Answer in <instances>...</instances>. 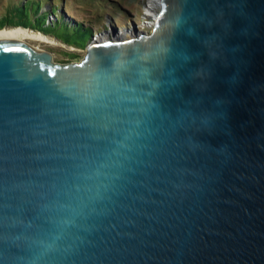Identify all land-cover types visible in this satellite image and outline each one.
I'll return each mask as SVG.
<instances>
[{"label": "water", "instance_id": "1", "mask_svg": "<svg viewBox=\"0 0 264 264\" xmlns=\"http://www.w3.org/2000/svg\"><path fill=\"white\" fill-rule=\"evenodd\" d=\"M121 26L0 38V264H264V0Z\"/></svg>", "mask_w": 264, "mask_h": 264}, {"label": "rangeland", "instance_id": "2", "mask_svg": "<svg viewBox=\"0 0 264 264\" xmlns=\"http://www.w3.org/2000/svg\"><path fill=\"white\" fill-rule=\"evenodd\" d=\"M149 1L150 0H0V15L10 13L11 15L19 17H28L35 22L37 13L50 10V5H52L55 12H47V20L45 23L54 22L52 28L55 34L63 36L68 42L79 45L85 42L88 43L92 36L110 28L109 23L111 21L117 26L125 24L127 26L124 27H128L133 23H138L140 24L139 26H141L144 19L150 20L143 16L144 12L148 11L146 5ZM146 27L150 29V25ZM26 28L39 31L30 27ZM43 33L53 38L55 42H32L38 48L50 50L55 62L59 61L66 63L68 61H77L84 56L85 47L70 45L60 40L62 37H56V35L52 36L45 32ZM73 52H76L75 56Z\"/></svg>", "mask_w": 264, "mask_h": 264}, {"label": "bare ground", "instance_id": "3", "mask_svg": "<svg viewBox=\"0 0 264 264\" xmlns=\"http://www.w3.org/2000/svg\"><path fill=\"white\" fill-rule=\"evenodd\" d=\"M161 0H150L147 4L148 13L154 15L156 18L157 12H152L154 9V6L156 4H159ZM110 22V21H109ZM154 18L152 19V23H154ZM110 24V23H109ZM112 28L110 31L105 30L102 33H97L95 35L96 40H108L112 39ZM119 36L122 38H128L133 36V30L132 27H121L119 30ZM13 37H20L25 40H27L29 43H32V41H39V42H47V43H53L55 40L47 35H45L43 32L30 30L29 28H26L24 26H7L0 28V38H13ZM34 45V44H33ZM37 47V46H36Z\"/></svg>", "mask_w": 264, "mask_h": 264}, {"label": "trees", "instance_id": "4", "mask_svg": "<svg viewBox=\"0 0 264 264\" xmlns=\"http://www.w3.org/2000/svg\"><path fill=\"white\" fill-rule=\"evenodd\" d=\"M47 12H55L53 10L52 5H50V10H47L45 12L44 11L38 12L36 17H35V22L30 20L28 17H19L16 15H11L10 13L2 14V15H0V28L7 27V26L30 27L32 29L45 32L46 34H49V35H54V36L56 35V37H62V39H60V38L59 39L64 41L67 44L74 45L77 47H85L87 42H85L84 44L78 45V44L68 42L63 36H58L57 34H55L53 32V28H52V25L54 24V22L53 23H45L47 20V17H46ZM39 20H40V22H39ZM56 21H57V19H56ZM73 53L75 56L76 52H73Z\"/></svg>", "mask_w": 264, "mask_h": 264}, {"label": "built area", "instance_id": "5", "mask_svg": "<svg viewBox=\"0 0 264 264\" xmlns=\"http://www.w3.org/2000/svg\"><path fill=\"white\" fill-rule=\"evenodd\" d=\"M146 6H147V5H146ZM159 9H160V3H159V4H156V5L154 6V9L152 10V12L155 11V12L158 13ZM52 15H53V14H52ZM143 16H144L145 18H149L150 20H146V19H144V20L142 21L141 26H139L140 24H138V23H136V26H137L138 29H141V30H150V29L152 28V26H153L152 19L154 18V20H155V17H154V15L148 13L147 11L144 12V15H143ZM147 25H150V29H148V28L146 27ZM109 26H110V25H109ZM107 29H109V28H107ZM93 37H95V35L92 36L91 38H93Z\"/></svg>", "mask_w": 264, "mask_h": 264}, {"label": "crops", "instance_id": "6", "mask_svg": "<svg viewBox=\"0 0 264 264\" xmlns=\"http://www.w3.org/2000/svg\"><path fill=\"white\" fill-rule=\"evenodd\" d=\"M52 36H54V35H52Z\"/></svg>", "mask_w": 264, "mask_h": 264}]
</instances>
